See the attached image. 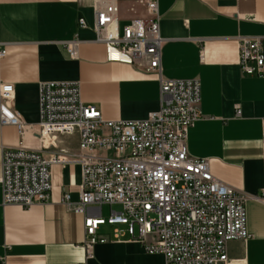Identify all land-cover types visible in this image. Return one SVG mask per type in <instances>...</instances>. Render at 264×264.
Returning <instances> with one entry per match:
<instances>
[{"label": "crops", "instance_id": "obj_1", "mask_svg": "<svg viewBox=\"0 0 264 264\" xmlns=\"http://www.w3.org/2000/svg\"><path fill=\"white\" fill-rule=\"evenodd\" d=\"M117 3L120 29L144 17L140 0ZM94 8L95 0H0V45L6 50L0 75L14 86L12 111L24 126L22 135L0 126V173L7 149L45 157L78 154L77 135H54L47 144L40 139L43 83L78 84L81 102L105 121H142L159 110L157 74L106 61L104 46L96 42ZM158 15L162 77L200 82L201 118L189 129L188 154L207 160L215 179L247 198L249 239L228 243V258L264 264V75L242 73L237 41L264 43V0H158ZM72 41L78 42L75 59L65 50ZM50 174L49 200L30 209L3 206L0 189V264H165L163 256L131 240L125 226L107 224L97 231L106 242L87 258L83 217L63 203L65 193L78 202L82 170L55 165ZM105 207L109 217L114 206L101 207L103 219ZM115 229L122 232L118 239Z\"/></svg>", "mask_w": 264, "mask_h": 264}, {"label": "built area", "instance_id": "obj_2", "mask_svg": "<svg viewBox=\"0 0 264 264\" xmlns=\"http://www.w3.org/2000/svg\"><path fill=\"white\" fill-rule=\"evenodd\" d=\"M140 5L144 17L120 29L117 0H95L94 31L107 62L137 66L159 76V110L142 121H105L98 110L81 102L78 84H41V141L47 144L54 135H77L78 154L45 157L25 148L3 151L2 204L22 209L45 204L51 192L50 168L78 165L79 200L71 203L65 193L63 203L83 217L87 258L96 244L106 242L97 231L107 224L125 226L131 240L146 253L163 256L165 264H241L228 258L227 247L249 239L247 198L215 179L207 160L189 156V129L201 118L200 82L162 77L158 0H140ZM237 41L242 73L262 77L263 39ZM77 49V41L65 45L72 59ZM5 57L0 45V64ZM13 100L14 86L0 75V126H12L22 135L24 126L12 111ZM102 206L121 210L104 220ZM121 233L115 229L114 238Z\"/></svg>", "mask_w": 264, "mask_h": 264}, {"label": "rangeland", "instance_id": "obj_3", "mask_svg": "<svg viewBox=\"0 0 264 264\" xmlns=\"http://www.w3.org/2000/svg\"><path fill=\"white\" fill-rule=\"evenodd\" d=\"M113 211H119L120 210V207L119 206H114L112 208ZM103 217L105 218L104 220H107L106 218L108 217L109 215V209L107 207L103 208ZM105 230H110L107 226L103 227Z\"/></svg>", "mask_w": 264, "mask_h": 264}]
</instances>
